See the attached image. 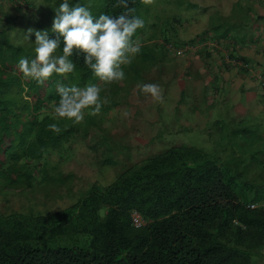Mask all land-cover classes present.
<instances>
[{
    "label": "trees",
    "instance_id": "1",
    "mask_svg": "<svg viewBox=\"0 0 264 264\" xmlns=\"http://www.w3.org/2000/svg\"><path fill=\"white\" fill-rule=\"evenodd\" d=\"M140 2L129 0V7L135 9ZM114 3L115 0H104L102 13L117 15L125 11L113 8ZM142 30L149 29H138L133 37L142 43L140 54L131 65L123 66L126 78L134 81L154 78L151 76L155 70L156 74L163 72L161 76L165 78L173 73L176 77L188 75L195 59L201 60L202 67L214 64L219 70L233 69L235 74H248L254 67H263L235 47L219 48L223 42L219 39L224 37L221 34L208 36L219 44L215 46L198 43L195 38L170 43L164 34L155 41L151 29L149 33ZM48 34L50 38L56 36L53 32ZM62 46L61 38L59 54ZM200 51L202 55L196 57ZM20 58L13 54L6 63L0 60V202L10 195L9 187L30 188L43 183L46 191L47 182H65L69 175L57 168V162L82 147L87 153L92 149L98 152L96 160L91 156L97 171H103L98 161L107 170L115 158L117 172L107 182L91 181L74 201L56 209L40 212L1 205L0 264H256L263 257L264 209L248 208L245 204L264 200V188L246 194L249 187L239 169V155L233 153L226 159L206 151L207 135L205 144L198 142L202 146L182 142L164 145L167 139L159 142L156 136L127 138L120 149L115 141H121L120 135L125 134H117L107 126L106 121L113 119L100 123L98 118L87 131L82 123L57 118L54 106L59 101L58 84H97L112 93L105 98L126 100L129 91L124 89L125 79L105 85L83 64L82 55H74L71 59L76 68L72 73L53 74L38 85L22 77L17 68ZM176 58L189 60L181 67L184 71L179 70ZM211 58L217 59L216 63ZM165 61L166 68L160 69ZM226 79L222 78L218 86L217 82L213 84L217 93ZM202 83L192 89H202L198 98L195 95L198 103H206L209 94L206 83ZM260 84L264 97L263 79ZM181 95L182 89L180 98ZM172 99L166 97L163 103ZM174 104L176 108L178 103ZM108 107L105 104L102 112ZM152 109L156 112L159 106ZM218 121L207 125H216L215 130L219 131ZM53 123L62 129L59 134L48 128ZM161 126L157 122L156 127ZM177 131L182 129L171 125L165 133ZM146 140L150 146L142 148L144 152H137L132 161L125 158L131 155L128 151L132 145ZM51 152L49 158L47 154ZM66 185L70 183L67 181ZM131 210L143 218L140 226L131 225Z\"/></svg>",
    "mask_w": 264,
    "mask_h": 264
},
{
    "label": "rangeland",
    "instance_id": "2",
    "mask_svg": "<svg viewBox=\"0 0 264 264\" xmlns=\"http://www.w3.org/2000/svg\"><path fill=\"white\" fill-rule=\"evenodd\" d=\"M245 1L250 2V0H155L153 4L145 5L141 0L140 4L135 8L134 15L144 20V29L152 30L150 34H152V38L155 41L159 40V37H161L160 34H164L170 38V43L188 38H195L198 43H202L201 41L206 43L210 40L208 36L213 37L221 34L224 35L223 38L219 39V41H223L221 43L222 45L229 48L235 47L237 50L241 47L249 50V54H245L248 59H253L252 61L255 62L257 57L260 58L258 50L264 49V0H259L256 3L257 5L255 7H249L250 9L244 5ZM62 2L63 0H0V60L6 63L13 54L34 59V32L47 30L48 33H52L51 27L55 10ZM68 2L70 6L76 3L90 6L94 16H99L103 11L104 0H68ZM259 8L261 9V13L259 18H255L258 15L256 13L260 11ZM28 29H33V34L29 36V40L27 41L24 35ZM149 30L142 31L149 33ZM193 48L191 47V49ZM201 53L202 51L196 53V57L200 56ZM57 54L59 53L57 52ZM165 68L166 61L160 69ZM262 68L258 67L256 70L264 73ZM148 72H144L143 75ZM162 74L163 72H157L156 74V70L153 71L151 77L154 76V78H147L148 82H143L142 79L134 81L129 77L125 78L126 85L124 89L127 92L129 91L128 99L119 101L113 99L112 101L111 98L106 97L108 100L106 104L109 107L104 112L101 109V113L95 116L88 114L91 109H86L85 118L81 122L85 126L83 128L89 131L92 124L98 118L100 123L107 119H113V121H106L107 126L113 127V130L117 134L124 133L126 135H120L121 141H115L116 145L119 146L127 138L136 139V136H157L158 138L155 139L159 142L161 139L163 141L168 139L164 145L167 142H182L196 143L195 145L202 146L198 142L205 144V136L207 135L209 143L205 146L206 151H211V153H216L222 158L226 157V159L233 153L239 155L241 159L239 169H242V175L247 182L246 186L249 187L246 194L253 193L254 189L261 191L264 188V127L259 119L257 122L253 120V123L243 119L241 121L230 120L231 116L234 118L237 117V113H235V110L230 105L226 112L218 117L219 123L217 124L221 125V130L216 131V125L208 127L209 124L206 122V119H209L210 115H206L205 113L200 119L197 115H192L190 121H185L182 119V116L190 113V109L185 108L186 104L183 102L180 104L179 102L176 108L173 105L171 106L177 95H171L169 90L177 86L182 89V97L191 99V106L204 110V104H198V100L194 98L202 89H198V94H196L192 90L193 85L198 84L203 86L202 82L204 81L206 83V91L210 92L213 84L215 82L221 84L222 78L225 77L223 75L227 74L230 81H233L235 87L240 92L239 84L242 81H234V71L225 68L219 70L213 64L210 68L200 67L195 70H190L188 75H182L180 77H176L173 73L168 78H165L161 76ZM238 74L242 75L243 73ZM187 78L193 79L192 81L195 80V83L188 84ZM146 83L160 85L163 100L166 97L173 99L169 103L155 101L150 103L151 97L141 94L137 89L138 84ZM101 89L102 98H105L107 93L109 95L112 94L110 91L105 90L103 86ZM214 93L209 101L206 98L207 103H212L213 100L215 103L219 102H216ZM217 94L221 101L222 94ZM255 94V97L258 99V94ZM231 96L233 98L235 97L237 102L244 103L246 101L245 96L240 97L234 94ZM237 96L238 98H236ZM224 98L229 102V97ZM236 104L235 106L238 108L239 105ZM157 105L159 109H162L161 111L159 109L156 112L154 111V117H151L150 108L154 106L156 109ZM161 112L172 114L169 116L172 119L167 118L166 120L162 118V115L159 114ZM215 112L216 110L213 109L212 115H215ZM125 113L128 115H125ZM157 122L162 123L163 128H157ZM171 125L175 129L181 128L183 132L177 131L176 133H169L167 135L165 133L166 129ZM192 125L198 129L196 135L187 130H190ZM255 126L260 127L259 131L254 129ZM149 127L153 133L146 130ZM135 129L136 131H134ZM201 131L203 132L202 135L200 134ZM142 133L143 136L141 135ZM87 142H90L89 139H87ZM148 146H150L148 140L132 145L128 151L131 155H127L125 158L132 161L137 156V152H144L142 148L146 150ZM209 146L210 148L208 149ZM119 148L121 149V146ZM126 149L124 150L125 153ZM115 152L117 151L115 150ZM97 153L93 149L87 153L83 147L76 149L74 154L67 155L65 158L59 160L60 162H57V168L62 173H68L69 175L65 182L57 184L47 182L48 190L46 191L42 189L43 183H39L38 185L35 183L30 188L9 187V190H11L10 195L3 202H0V207L5 204L16 208L19 207L22 210L29 208L33 211L43 212L46 208L56 209L74 201L78 193L83 192L91 181L107 182L117 172V160L115 158L109 164L110 168L107 170L98 161L97 165L103 171H97L98 168L96 164H92L94 160L91 158L93 155L95 160L99 158ZM47 156L51 158L52 152L47 154ZM116 156L119 157L120 153L117 152ZM67 181L70 183V186L66 185ZM0 190L2 191V189ZM1 197L2 195L0 194V199ZM256 264H264V255Z\"/></svg>",
    "mask_w": 264,
    "mask_h": 264
},
{
    "label": "clouds",
    "instance_id": "3",
    "mask_svg": "<svg viewBox=\"0 0 264 264\" xmlns=\"http://www.w3.org/2000/svg\"><path fill=\"white\" fill-rule=\"evenodd\" d=\"M142 2L150 5L155 0ZM113 8H123L125 11L117 15L101 13L95 17L90 6L79 3L70 6L68 0H63L55 10L52 21L51 31L56 34L55 38H50L47 30L35 31V58L30 60L21 57L18 60L17 68L22 77L43 85L53 74L72 73L76 64L71 57L82 55L83 64L102 83L123 81L126 74L122 66L131 65L142 49L141 41L133 37L145 24L143 19L133 15L135 9L129 7V0H115ZM31 34L33 29H28L24 35L25 40L28 41ZM61 38L62 54H57V50L61 48ZM207 44L213 45V42L209 40ZM137 89L141 94L150 96L153 101L163 102L160 85L138 84ZM101 91L99 85L91 83L84 87L58 84L59 101L54 106L55 116L79 124L85 118L86 109H91L89 115H99L102 107L108 103L107 98L101 97ZM48 128L57 134L62 131L55 123L49 124ZM260 201L263 200H258Z\"/></svg>",
    "mask_w": 264,
    "mask_h": 264
},
{
    "label": "crops",
    "instance_id": "4",
    "mask_svg": "<svg viewBox=\"0 0 264 264\" xmlns=\"http://www.w3.org/2000/svg\"><path fill=\"white\" fill-rule=\"evenodd\" d=\"M258 2H259V0H250V2L245 1L244 5L247 6L248 8L249 7H255V5H257L256 3H258ZM259 10H260L259 13H256V14H260L261 13V9L260 8H259ZM249 18H250V16H249ZM250 19H252V17ZM228 43H229V41H228ZM213 45H217V42L216 41L213 42ZM222 47H224V45L220 46L219 48H222ZM238 50H239V52L244 53V54L245 53L249 54V52H250L249 50H247V49H245L243 47L239 48ZM258 53H259L260 58L257 57V60H258V62L262 63V66L264 67V49L258 50ZM176 60H177V58H176ZM211 60H213L212 61L213 63H216L215 61H217V59H212V58H211ZM177 61H178V65L177 66L179 67V70L180 71H184V68H181V67H182V65L184 66L185 62H187L189 60H185L183 58H179ZM200 67H202L201 60L195 59L194 62H192V66L190 67V70H195L196 68H200ZM250 71L251 72H249V70H248V74L246 72V73H244L242 75L235 74V76H234V81H238V82L242 81L239 84V88L241 90L240 92L235 87L233 81H230V78L228 77V74L227 75H223V77L225 76V78H227L226 80H228V81H225L222 84L223 88H221V92L220 93L222 94L223 97L221 98V101H220V98L218 97L216 88L213 87L210 90V92L207 91L209 93L207 95V97H208L207 99L209 101L212 98V94L215 92L214 93L215 97L217 96L216 102H218V101L219 102L215 103V101L213 100L212 103H207V101H205L206 103H198V104H202V105L204 104V106H203L204 110L196 109L195 107L191 106V104H190L191 103V99L190 98H184V97L180 98L179 97V90L181 88H178L177 86H175V87H173V88H175V90H173V88H172V90H169V92H170L171 95L172 94L173 95L174 94L177 95V97L175 99L176 101H174V102H177V103L180 102V104H181V102H183V103L186 104L185 108L190 109V113L184 114L182 116V119L185 120V121H190V117L192 115H197V117L200 119L206 113V115H210L209 119H206V122L207 123H210L211 121L214 122V120L218 119V117H220L222 115V113L226 112V110L231 105L233 107V109L235 110V113H237V117L234 118V117L231 116L230 120L241 121L243 119V120H249L250 123H253V120H256V122H257V120L259 119L260 123L264 127V97L261 95L263 89H262L261 84H260L261 79H264V77H263V73L260 76L258 75V74H261V73L258 72L255 67L252 70H250ZM192 80L193 79H191V78H187V83L188 84L195 83V80L194 81H192ZM218 84H220V83H218ZM218 84H215V86H218ZM195 85H193V86L196 87ZM200 88L199 87L198 88H194V91L198 94L196 89H200ZM200 92H202V91H200ZM254 92L258 94V99L255 97L256 94ZM233 94L234 95H238L240 97L241 96H245L246 97V101L244 103L237 102L235 97L233 98L231 96ZM191 96L193 98V95H191ZM238 96L236 98H238ZM224 97H229V102H227ZM174 102L171 104V106L175 105ZM236 102H237V104H236ZM235 104L239 105V107H238L239 109L236 108ZM150 109H151L150 116L154 117V113L155 112L153 111L152 108H150ZM213 109L216 110V112L214 113L215 115H212ZM159 114L162 115V118H164L166 120H167V118H170L169 116L172 115V114H169L168 112H161ZM142 125L144 127L143 123H142ZM140 127H142V126H140ZM254 129L259 131L260 127L259 126H255ZM146 130H149V132H152L150 127L147 128ZM187 130L190 133L194 134V135H196L198 133V129L194 125H192L190 130L189 129H187ZM181 133H182V131H181ZM141 135L143 136V133ZM145 138L146 137H144V136L143 137H137L136 136V139H145ZM178 142H180V141H178Z\"/></svg>",
    "mask_w": 264,
    "mask_h": 264
},
{
    "label": "built area",
    "instance_id": "5",
    "mask_svg": "<svg viewBox=\"0 0 264 264\" xmlns=\"http://www.w3.org/2000/svg\"><path fill=\"white\" fill-rule=\"evenodd\" d=\"M246 207L248 208H262L264 209V200L263 201H248L245 204ZM130 222L134 227L140 226L142 224V217L140 216V214L133 210L130 213Z\"/></svg>",
    "mask_w": 264,
    "mask_h": 264
}]
</instances>
